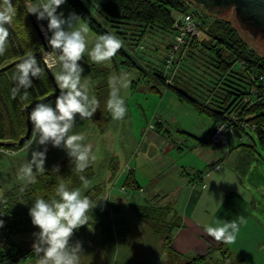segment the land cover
Segmentation results:
<instances>
[{"label":"trees","instance_id":"trees-1","mask_svg":"<svg viewBox=\"0 0 264 264\" xmlns=\"http://www.w3.org/2000/svg\"><path fill=\"white\" fill-rule=\"evenodd\" d=\"M13 2L15 3V0ZM27 3L29 0H16L17 17L21 18L16 17L15 21L18 24V21L23 19L30 33L31 45L42 49L44 46L34 15L26 13ZM65 3L80 16V22L86 24L94 35L98 37L105 33L113 34L122 42V47L116 53L124 58L121 64L138 69L142 73L153 72L176 99L190 105L198 115L210 118L208 138L221 122L239 110L244 124L234 125L233 131L242 135L253 133L264 147V57L247 45L230 22L219 16H211L192 0H66ZM196 8H200L201 12ZM181 13L193 14L201 23L202 33L187 48L185 63L181 64L177 76L168 83V75H162L161 71L153 66L149 69L133 53L138 52V46L143 47L158 35H174V22ZM8 27L7 51L0 56V142H16L23 136L26 131L25 112L28 115L26 108L33 107L36 101L55 92L44 69L41 51L31 50L23 45L11 26ZM170 45L171 43L166 44L164 54ZM28 52L35 53L44 69L43 75L34 79L32 87L27 90L31 103L21 99L23 90L19 94L13 93L16 64ZM163 59L164 55L160 60L162 68ZM106 75L107 69L85 64L84 76L90 81L92 96L100 102V107L91 120L100 127L105 126L110 119L106 108L110 95ZM151 90L159 92L156 87ZM246 96H251L253 102L244 103ZM258 98L261 100L254 101ZM156 124L160 125L159 122ZM240 146L241 144H238L236 147ZM2 147L0 145V148ZM91 177L89 168L79 172L69 160H65L59 166L58 172L44 171L35 175V183L26 182L2 192L0 219L4 221L3 228L9 232L8 236L5 235L1 239V242H7L1 246L3 254L20 253L17 245L14 250L9 247L11 236H25L37 230L28 215V209L36 198L54 197L55 189L60 183L70 189H81ZM130 178L131 176L127 177L124 182L129 187L133 184ZM95 189L85 193L92 201ZM131 209L139 219L150 224L154 233L164 237L165 248L172 253V231L183 227L182 218L173 211V205H132ZM221 250L223 249L216 248L213 252L220 257ZM224 254L228 252L225 251ZM207 258L197 256L189 263L204 264Z\"/></svg>","mask_w":264,"mask_h":264},{"label":"rangeland","instance_id":"rangeland-1","mask_svg":"<svg viewBox=\"0 0 264 264\" xmlns=\"http://www.w3.org/2000/svg\"><path fill=\"white\" fill-rule=\"evenodd\" d=\"M196 9L201 12L200 8ZM58 11H62L65 17L70 13H74L66 3L61 5ZM219 17L230 22L239 32L233 21L232 14ZM17 18L19 19L21 16ZM36 23L38 29L41 30V25L46 26L47 22H38L36 20ZM80 24L79 20L75 26L79 27ZM10 26L23 45L28 46L31 50H40L42 56L45 55L44 47L36 49L31 45L29 41L30 33L25 27L23 19L19 20L18 24L14 20ZM239 35L251 49L264 57L263 44L253 42L240 32ZM85 38L88 47L78 63L84 67L81 83L87 89L89 96L92 97V87L90 81L84 76L85 64H93L95 67L107 69L106 80L110 93L113 88L114 78L120 77L125 73L130 79V85L127 89H121L120 92L125 98L127 107V113L123 119L115 120L109 112L110 119L103 127L98 126L91 118L80 119L77 117L76 119L70 134L83 135L85 137L84 143L90 144L92 148L89 166L87 167L91 170L92 177L80 189L82 194L85 195L87 191L96 188L94 191V202L102 198L107 199L108 193L112 192V196L117 194L119 197L132 199L136 204L143 205L144 194L152 184L148 180H143V182H140L141 188H135L134 185L129 187L124 184L126 181L125 177L129 175V167L134 171L135 162L142 161L144 147L151 150L150 153L156 150L158 156L164 160L168 159L164 174L175 173L178 170H182V168H185L189 174L200 170L203 172L201 174H204L199 176V178L201 177L200 180L198 177H194V174H191L196 183L200 182L197 189L206 181L207 183L203 187L209 181L215 185L212 189V197L207 201L206 205V210L209 208V213L204 214L206 202L203 201L198 206L199 212L193 218L196 221L195 223L205 227L204 229L208 226L224 223L220 221L218 218L220 215L217 213L221 197H223L225 202L227 200L233 202V199H235L234 203L229 205L232 213H234L233 208L239 207L237 204L240 203L241 205V202L244 201L248 212L252 214L256 212L258 214L262 225L257 226L256 230V236L259 240L256 245L245 244L244 248H258L259 251L254 255L253 261L258 264H264V147L255 138V135L253 133L242 135L240 132L235 131L230 133L231 135L227 134L224 142L213 145L208 138V130L211 126L210 118L198 115L190 105L176 99L169 89L164 88L163 84L153 75V72L142 73L138 69L129 68L121 64V60L124 59L122 56L116 54L110 61L101 63L91 61L87 51L94 45L97 36L88 31L85 34ZM44 40L47 48L45 37ZM172 42L173 35H158L155 39H151L150 43L146 42L143 49H138V52L133 54H136L142 64H146L149 69H151V66L156 67L163 75L164 70L161 67L160 60L165 55L164 47L167 43L172 44ZM53 58L55 59L54 52ZM182 63H185V60L179 64L177 70H179ZM50 70L54 78H56V74L60 71V65L56 63ZM152 87H156L159 92L151 90ZM54 99L52 98L46 102H54ZM31 108H26L28 113ZM157 122L160 125H157ZM150 126H152V129ZM32 128L30 139L20 149L0 148V194L28 182L26 179L21 178L19 170L30 159L31 152L40 150L42 147L33 143L36 132L33 126ZM239 139H241L240 143L243 145L232 149V144L238 143ZM231 140H233V143H231ZM197 148L202 151L199 152ZM178 149H181V152ZM208 150L216 152L218 156L216 159L210 160L213 161V164L203 158L202 153ZM65 160H69V158L63 150L49 145L44 165L45 171L55 170L54 168L56 166L59 167ZM142 165L144 166L145 164L142 163ZM39 173V171L34 169V176ZM114 173L116 174L113 175ZM137 173L141 175L143 172L138 171ZM207 173L209 179L206 177ZM104 203H106V200L98 202V206L92 209L91 214L94 218L91 228L96 230L95 238L97 239L100 238L97 235L98 231H104L112 224L110 214L103 210ZM116 216L117 213L114 212L113 218L117 231L118 245H120V248H124L128 243L129 248L132 249V255L135 256L136 264L142 259L143 248H164L166 251L164 237L154 233L150 224L145 220L138 219L131 209L128 216H122L121 218ZM121 219L124 220L121 221ZM202 237L209 241L210 244L205 254L198 255L199 257L207 256L211 258L205 259L204 264H214L216 262L225 264L229 262L230 256L224 254L226 246L224 247L223 242L217 241L207 234ZM16 245H19L18 239L16 236H11L9 247L14 250L17 247ZM216 248L223 249L220 257L216 255V252H213ZM209 253L211 254L209 255ZM185 263L186 260L182 259L181 262L174 264ZM161 264L164 263L162 262Z\"/></svg>","mask_w":264,"mask_h":264},{"label":"clouds","instance_id":"clouds-1","mask_svg":"<svg viewBox=\"0 0 264 264\" xmlns=\"http://www.w3.org/2000/svg\"><path fill=\"white\" fill-rule=\"evenodd\" d=\"M65 2L66 0H29L25 5L27 14L34 15L38 22H47L46 26L41 25V31L45 34L48 47L55 53L53 62L60 65V71L55 78L59 94L54 102L35 103L27 116L36 132L33 143L42 146L40 150L31 152L30 159L19 170L21 178L29 183H35L34 169L40 173L45 171L49 145L63 150L72 166L79 172L89 166L91 158L92 148L90 144L84 143L85 137L81 134H70L77 117L91 118L100 107V102L95 96L90 97L82 85L84 67L78 63L88 47L85 34L89 29L83 23L79 27L75 26L80 20V16L75 13L65 17L62 11H58ZM16 17V0L15 3L13 0H0V56L7 51L8 26L13 24ZM121 47L122 42L115 35L105 33L96 38L87 55L95 63L107 62ZM43 73L44 69L35 53H26L15 67L14 95L23 90L21 99L31 103L27 90L32 87L34 79H39ZM129 85L130 79L126 73L114 78L106 108L115 120L126 116L125 98L120 92ZM54 169L59 171L58 166ZM104 200L108 199L102 198L94 202L83 195L80 189H70L63 183L57 185L54 197L36 198L28 209V215L32 225L38 229L33 233L34 240L31 245L37 264H81V257L84 255L82 243H70V238L75 230L88 225L89 213L98 206V202ZM245 222L244 217H240L239 222L218 223L205 230L217 241L233 243L240 224ZM3 225L4 221L0 219V228Z\"/></svg>","mask_w":264,"mask_h":264},{"label":"crops","instance_id":"crops-1","mask_svg":"<svg viewBox=\"0 0 264 264\" xmlns=\"http://www.w3.org/2000/svg\"><path fill=\"white\" fill-rule=\"evenodd\" d=\"M42 35L45 37L44 33H42ZM240 140L241 139H239L236 144L231 140V143H233L232 149L238 146V144H241ZM178 151L181 152V149H178ZM150 152L151 150L144 147L141 158L142 161L139 160L135 162L133 168L134 171L126 176L125 179L131 176L130 179L135 188H141L140 182H143V180L150 181L152 186L148 187L144 194L143 205L148 206L156 203L159 206H163L171 203L173 205V211L177 216L182 218L183 227L172 231V253L166 248V251L164 248H143L142 259L138 264H161L162 262L164 264H174L181 262L182 259L186 260L185 264H197L189 262L190 260L192 261L194 257L205 254L210 244L209 241L202 237L207 234L204 229L205 227L195 223L196 221L193 218L195 214L199 212L198 206L203 201L206 202L204 214L209 213V208L206 210V205L207 201L212 197V189L215 185L213 183L211 184L209 181L208 184L203 187L204 184L207 183L206 181L197 189L200 182L196 183L193 178L196 176L199 180L201 179L199 176L204 174H201L203 172L200 170L191 173L194 174V177L191 176L185 168H182V170H178L175 173L164 174L168 159L164 160L162 157L158 156L156 150L152 153ZM202 154L203 158H206V161L210 162V164H213V161L210 160H214L218 157L216 152L211 150ZM142 163L145 165L143 166ZM138 171H142L143 173L140 175L137 173ZM115 174L116 173L113 175ZM206 177L209 179L208 173L206 174ZM107 199L106 203L103 204V210L107 214H110L111 226L107 227L104 231L99 230L97 235L100 238H95L97 232L94 228H91L94 221L93 217L91 220V211V213H89L90 220L88 225L81 226L78 230H75L73 236L70 238V243L74 241H80L82 243L84 255L81 257V264H136L135 256L132 255V249L129 248L128 243L124 248H120V245H118V239L116 236L117 231L113 217L114 212L117 213V218L128 216L131 206L138 204L132 199L124 198L122 196L119 197L117 194L112 196V192L110 194L108 193ZM234 200L235 199H233V202L231 200L225 202L223 197H221L217 208V213L220 215L218 218L222 222H239L240 217H244L246 221L245 223L240 224V230L233 243H223L224 247L226 246L224 248L225 251L228 252V255L230 256V260L226 264H258L253 261V258L259 249L244 248V246L247 243L252 245L257 244L259 240L256 236L257 226H262L260 218L256 212L252 214L246 210V202L244 201L241 202V205L238 203L237 205H239V207H234V213H232V209H230L229 205L234 203ZM122 220L124 219H121V221ZM35 231L25 236H16L19 244V247H17L19 248L18 251L21 254H29L28 260L17 264H37L36 257L32 254L31 247L34 240L33 233ZM2 245L3 243L0 244V246Z\"/></svg>","mask_w":264,"mask_h":264},{"label":"built area","instance_id":"built-area-1","mask_svg":"<svg viewBox=\"0 0 264 264\" xmlns=\"http://www.w3.org/2000/svg\"><path fill=\"white\" fill-rule=\"evenodd\" d=\"M174 35H173V42L165 52L164 59H163V70L164 76H167L166 82L170 83L173 76L176 75L178 71L179 64L184 61L187 48L191 45V43L200 37L202 33V27L200 21L191 13H181L179 14L174 22ZM180 38L179 40L177 38ZM142 46H138V49H142ZM45 55L43 56V60L47 67L50 69L56 65L54 63L53 52L52 50L47 47L44 51ZM252 91V90H251ZM261 99H257L254 101H259ZM244 103H252V97L246 96L243 100ZM241 112L237 110L228 116L224 122H221L211 133L210 135V142L212 144L218 145L221 142L225 141V137L227 134H230L233 131V126L236 124H244L242 122V116L240 115ZM152 129V126H150ZM231 135V134H230ZM239 141V140H238ZM220 142V143H219ZM129 174H131V168H128ZM5 235H9V232L4 229L3 227L0 228V242L1 239ZM5 245V241L1 242ZM0 243V244H1ZM28 254H21L18 252L10 253L9 255L3 254L0 246V264H16L28 260Z\"/></svg>","mask_w":264,"mask_h":264},{"label":"water","instance_id":"water-1","mask_svg":"<svg viewBox=\"0 0 264 264\" xmlns=\"http://www.w3.org/2000/svg\"><path fill=\"white\" fill-rule=\"evenodd\" d=\"M192 2L201 7L211 16L223 17L227 14H232L233 21L240 33H242L245 37H249L253 42L264 45V0H192ZM39 36L42 38V44L46 50L44 37L40 30ZM41 59L55 92L54 94L38 100L35 103L46 102L55 98L56 95L59 94L55 78L51 70L45 64L42 54ZM27 116L28 115L25 112L26 131L24 135L16 142H0L1 146L20 149L30 139L32 134V125L28 121Z\"/></svg>","mask_w":264,"mask_h":264}]
</instances>
